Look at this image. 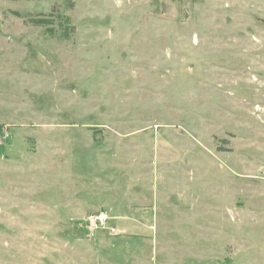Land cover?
Returning a JSON list of instances; mask_svg holds the SVG:
<instances>
[{"label":"rangeland","instance_id":"rangeland-1","mask_svg":"<svg viewBox=\"0 0 264 264\" xmlns=\"http://www.w3.org/2000/svg\"><path fill=\"white\" fill-rule=\"evenodd\" d=\"M0 264H264V0H0Z\"/></svg>","mask_w":264,"mask_h":264},{"label":"built area","instance_id":"built-area-1","mask_svg":"<svg viewBox=\"0 0 264 264\" xmlns=\"http://www.w3.org/2000/svg\"><path fill=\"white\" fill-rule=\"evenodd\" d=\"M88 219L90 220L92 226L97 227L98 225H100L103 227L107 220V217L105 216L104 213H99L98 215H94V216L90 215Z\"/></svg>","mask_w":264,"mask_h":264},{"label":"trees","instance_id":"trees-1","mask_svg":"<svg viewBox=\"0 0 264 264\" xmlns=\"http://www.w3.org/2000/svg\"><path fill=\"white\" fill-rule=\"evenodd\" d=\"M31 22L37 24V25H45L48 24L49 22L45 19H36V20H32Z\"/></svg>","mask_w":264,"mask_h":264}]
</instances>
